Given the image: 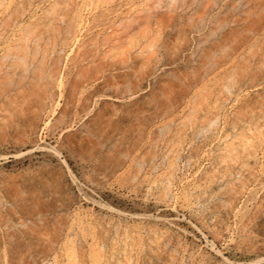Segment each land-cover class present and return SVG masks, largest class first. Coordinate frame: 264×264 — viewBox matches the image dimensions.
Segmentation results:
<instances>
[{"label":"rangeland","instance_id":"rangeland-1","mask_svg":"<svg viewBox=\"0 0 264 264\" xmlns=\"http://www.w3.org/2000/svg\"><path fill=\"white\" fill-rule=\"evenodd\" d=\"M0 264H264V0H0Z\"/></svg>","mask_w":264,"mask_h":264}]
</instances>
